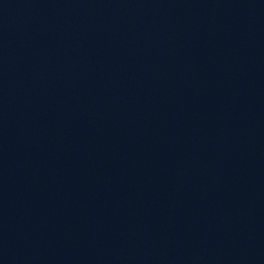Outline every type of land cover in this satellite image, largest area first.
Wrapping results in <instances>:
<instances>
[{
  "label": "water",
  "instance_id": "95a60500",
  "mask_svg": "<svg viewBox=\"0 0 264 264\" xmlns=\"http://www.w3.org/2000/svg\"><path fill=\"white\" fill-rule=\"evenodd\" d=\"M67 264H181L158 169L146 88L108 184Z\"/></svg>",
  "mask_w": 264,
  "mask_h": 264
}]
</instances>
